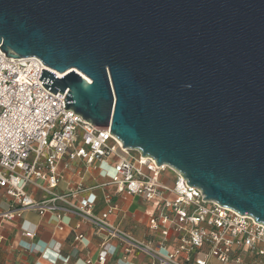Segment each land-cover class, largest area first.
I'll return each mask as SVG.
<instances>
[{
	"label": "water",
	"instance_id": "1",
	"mask_svg": "<svg viewBox=\"0 0 264 264\" xmlns=\"http://www.w3.org/2000/svg\"><path fill=\"white\" fill-rule=\"evenodd\" d=\"M0 49L64 107L264 224V0H0Z\"/></svg>",
	"mask_w": 264,
	"mask_h": 264
},
{
	"label": "built area",
	"instance_id": "2",
	"mask_svg": "<svg viewBox=\"0 0 264 264\" xmlns=\"http://www.w3.org/2000/svg\"><path fill=\"white\" fill-rule=\"evenodd\" d=\"M41 69L63 75L37 56L11 57L0 49V189L12 201L10 206L0 207V219L11 220L22 210L39 214L63 210L78 215L104 234L95 264L105 263L106 242L112 239L127 253L144 251L151 264H209L211 259L244 264L243 255L264 264L263 223L205 199L201 188L187 184L179 172L175 179L163 181L160 171L165 164L157 165L153 158L141 155L134 160L109 126H96L63 108L67 89L55 94L47 90L38 79ZM107 157L112 158L109 178L116 190L155 205L147 228L151 234L159 231L164 236L160 243L137 240L109 222L107 214L115 206L96 214L91 211L94 198L90 194L73 204L69 198L76 195L75 190H54L63 178L60 161L64 167L74 159L92 165ZM36 189L43 191L39 199L32 195ZM171 232L175 243L168 249ZM24 234L34 235L29 230ZM81 237L77 233L73 238Z\"/></svg>",
	"mask_w": 264,
	"mask_h": 264
},
{
	"label": "crops",
	"instance_id": "3",
	"mask_svg": "<svg viewBox=\"0 0 264 264\" xmlns=\"http://www.w3.org/2000/svg\"><path fill=\"white\" fill-rule=\"evenodd\" d=\"M112 158L96 161L86 165L82 160L74 159L58 170L63 178L54 189L63 193L69 189L76 195L69 200L77 204L88 196L94 198L91 211L96 214L104 212L109 206L115 208L107 214V220L129 232L135 239L151 242L156 245L164 240L159 232L151 234L147 228L149 218L155 213V205L136 195L116 190L110 183ZM163 181L169 182L165 176ZM80 190H76L77 188ZM32 195L39 199L43 191L32 190ZM12 204L11 198L0 189V207ZM32 231L33 237L26 236L24 231ZM82 237L74 240V235ZM104 234L84 221L80 216L67 211L46 212L39 214L33 210H22L11 220L0 219V264H95ZM175 243L174 234L167 237L168 249ZM34 249L31 251L30 246ZM106 259L104 264H151V257L141 250L125 252L123 245L112 239L106 242ZM244 264H258L246 255ZM209 264H221L211 259Z\"/></svg>",
	"mask_w": 264,
	"mask_h": 264
},
{
	"label": "rangeland",
	"instance_id": "4",
	"mask_svg": "<svg viewBox=\"0 0 264 264\" xmlns=\"http://www.w3.org/2000/svg\"><path fill=\"white\" fill-rule=\"evenodd\" d=\"M109 142H112V140H109ZM121 149V148H120ZM129 156H131L134 160H137L140 158V154L137 150H127ZM162 176L167 177L170 180H173L177 177V173L175 170L171 169L170 167H165L163 170L160 171Z\"/></svg>",
	"mask_w": 264,
	"mask_h": 264
},
{
	"label": "bare ground",
	"instance_id": "5",
	"mask_svg": "<svg viewBox=\"0 0 264 264\" xmlns=\"http://www.w3.org/2000/svg\"><path fill=\"white\" fill-rule=\"evenodd\" d=\"M118 140V139H117ZM119 141V140H118ZM120 142V141H119ZM164 167H170V166H168V165H165ZM171 169H173L172 167H170ZM174 170V169H173Z\"/></svg>",
	"mask_w": 264,
	"mask_h": 264
}]
</instances>
